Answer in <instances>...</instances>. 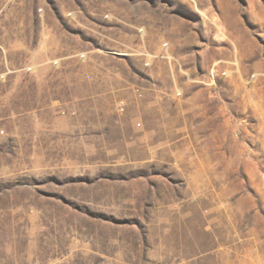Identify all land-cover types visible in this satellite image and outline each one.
<instances>
[{"label":"rangeland","instance_id":"374dc122","mask_svg":"<svg viewBox=\"0 0 264 264\" xmlns=\"http://www.w3.org/2000/svg\"><path fill=\"white\" fill-rule=\"evenodd\" d=\"M0 264H264V0H0Z\"/></svg>","mask_w":264,"mask_h":264}]
</instances>
